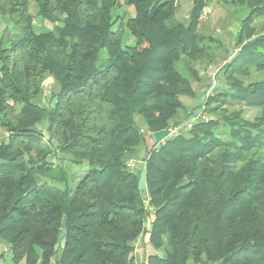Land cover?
<instances>
[{
  "label": "trees",
  "instance_id": "trees-1",
  "mask_svg": "<svg viewBox=\"0 0 264 264\" xmlns=\"http://www.w3.org/2000/svg\"><path fill=\"white\" fill-rule=\"evenodd\" d=\"M207 3L193 0L183 22L179 0H0V16L21 32L0 40V128L11 132L0 145V239L14 264H137L150 215L128 161L146 144L143 127L164 136L187 109L183 97L196 96L191 63L209 55L199 28ZM232 3L249 9L224 68L232 90L216 88L205 110L231 98L260 112L199 121L148 149L146 264H264V155L255 151L264 148V79L236 77L264 71L254 26L264 0ZM125 6L135 9L127 20ZM35 17L53 27L39 29ZM124 28L135 44L123 45ZM48 79L59 88L43 105ZM53 146L88 163L85 174L73 181Z\"/></svg>",
  "mask_w": 264,
  "mask_h": 264
},
{
  "label": "rangeland",
  "instance_id": "rangeland-1",
  "mask_svg": "<svg viewBox=\"0 0 264 264\" xmlns=\"http://www.w3.org/2000/svg\"><path fill=\"white\" fill-rule=\"evenodd\" d=\"M207 5L210 8V13L207 19L200 20V33L206 36L207 41L206 44H209L210 50L209 55L206 56L204 59H200V61L195 62L196 60H192L191 65L195 66L199 72V78L196 80L193 78L194 88L197 91L196 96L194 98L191 97H183L184 103L187 105V110L190 108L192 114L189 115L187 118L193 115V113H207L213 119L221 118L224 113L233 112L235 110L243 108L245 110L244 116L248 120H253L258 114L259 110L250 108L245 106L244 104H240L236 101H233L229 98L226 104L222 105L221 109H210L205 110V103L209 96L218 88V91H228L232 89H228V84H226L225 75H224V68L225 64L230 62V60L240 51V46L237 44V37L239 34L240 25L242 19L248 13V7L245 5L240 6H233L229 1L230 0H222L226 1V5L221 3L220 0L211 2L213 0H207ZM193 7V0H181L179 11L177 12V19L183 22L188 21L189 14ZM31 13H36V4H31ZM121 14H126V20L135 15V9L132 6H125L119 11ZM127 12V13H126ZM35 25L41 30L52 28L53 25L43 20L41 17H35ZM121 25L120 27H123ZM254 26L256 28V36L264 32V17L258 18L254 22ZM119 27V23L116 25V28ZM19 31L17 27L7 18L4 16H0V40L6 41L9 39L17 38L19 35ZM235 42H234V40ZM135 44V38L130 34L128 28H124L123 33V45H133ZM103 57H106V52L103 53ZM191 62V61H190ZM188 63V60H187ZM179 69L183 72V74L189 77V72L185 71L183 63L178 64ZM249 72L244 74H237L236 77L241 79L245 84L253 80L264 79V71H258L254 67H250ZM192 79V78H191ZM59 86L54 83L52 79H48V83L45 88L44 95L42 97L41 104L46 105L50 104V97L52 92L54 93L57 91ZM217 96V95H216ZM218 98V97H217ZM224 98V97H221ZM225 99V98H224ZM204 103V104H203ZM219 102L213 103L211 105L212 108L218 106ZM183 111L181 110L180 119L171 125L179 122L180 120H184L187 118L182 119ZM188 115V114H187ZM47 125V114L44 116V120L38 128H45ZM170 125V126H171ZM169 128V127H168ZM167 128V129H168ZM221 128V127H220ZM142 132L144 135H148L151 131L147 128L143 127ZM45 145L47 144L46 141L43 142ZM52 159L59 164H63V166L69 169L72 172L73 181H75L79 176L85 174V169H88V163L84 165H77L70 161V156L55 146H53ZM140 151V150H139ZM257 154L264 155V148H258L255 150ZM130 160H134V166H130L142 179L145 171V158L140 159L139 154L131 158ZM129 160V161H130ZM128 161V162H129ZM129 165V164H128ZM145 198V196H144ZM149 200V196L145 198V201ZM150 216L152 213L149 214ZM149 242H144V240H137L136 247L140 249H146L147 253L154 252V249L150 247L148 244ZM147 248H149L147 250ZM136 251V250H135ZM142 251V250H141ZM136 258V253H135ZM6 264H14L11 260L10 254L6 253V259L4 260ZM194 264V263H191Z\"/></svg>",
  "mask_w": 264,
  "mask_h": 264
},
{
  "label": "crops",
  "instance_id": "crops-1",
  "mask_svg": "<svg viewBox=\"0 0 264 264\" xmlns=\"http://www.w3.org/2000/svg\"><path fill=\"white\" fill-rule=\"evenodd\" d=\"M215 1L218 2V0H213L211 2H215ZM220 1H221V3H223V4L226 5V1H222V0H220ZM229 2L233 6H237V5H234L232 3V0H230ZM180 3H181V0H179V7H180ZM248 12H249V9H248ZM247 15H248V13H247ZM240 29H241V25H240ZM239 32H240V30H239ZM20 33L21 32L19 31V34ZM234 42H235V40H234ZM183 113L184 114L182 116V119L187 118V116L191 115L192 114V111L189 108L188 110L187 109L184 110ZM193 114H195V113H193ZM180 116H181V111L179 113V116H178L177 121L180 119ZM162 137L163 136H160L159 133H155V132L148 133V135L146 136V144L143 145L140 148V151H139V157H140V159L145 158L148 149H150L153 146L157 145L158 141L161 140ZM140 187L142 188L141 190H142V193L145 196V198H146V196L148 197L149 196V193H148V188H147V184H146L145 171H144V175L142 176V179L140 180ZM151 229H152V216H148L147 219H146V221H145V227H144L143 235L140 237V239L141 240H144V242H147L148 241V237H149V231H151ZM9 250H10L9 244L6 243L4 240L0 239V264H6L4 262V260L6 259V253H9ZM145 251H146V249H145ZM145 251H144V248H142V249L139 250V248L136 247L135 253H136V261H137V264H146V252Z\"/></svg>",
  "mask_w": 264,
  "mask_h": 264
},
{
  "label": "built area",
  "instance_id": "built-area-1",
  "mask_svg": "<svg viewBox=\"0 0 264 264\" xmlns=\"http://www.w3.org/2000/svg\"><path fill=\"white\" fill-rule=\"evenodd\" d=\"M203 9L204 10H202L200 17H199L200 20L207 19L209 16V13H210V8L208 5H206ZM212 119L213 118L209 114H207V113L202 114V112H200V113L193 114L192 116H190L187 119L180 120L179 122L169 126L166 134L162 137L161 140L158 141L157 145L159 146V145L165 143L169 138H173V137L182 135V134L190 131L196 122H199V121L209 122ZM10 136H11L10 131L0 128V145L5 143L6 141H8V139H10ZM133 161L130 160L128 162L129 166L135 165V162H133ZM148 201L149 200H146V207L148 210V214H150V213L154 214L155 209H154V207H152L150 205V203Z\"/></svg>",
  "mask_w": 264,
  "mask_h": 264
}]
</instances>
